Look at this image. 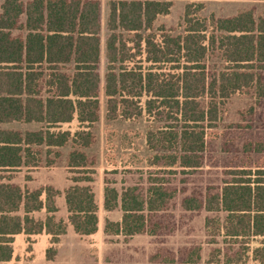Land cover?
<instances>
[{
    "label": "trees",
    "instance_id": "obj_1",
    "mask_svg": "<svg viewBox=\"0 0 264 264\" xmlns=\"http://www.w3.org/2000/svg\"><path fill=\"white\" fill-rule=\"evenodd\" d=\"M170 7L168 0H110L106 66L101 75L97 1H2L0 123L37 122L41 127L24 132L0 129V171L37 166L41 148H60L69 142L74 148L67 157L70 185L62 192L66 221L54 215L55 198L61 192L0 183L1 263L12 257L15 234L29 237L45 232L56 241L68 225L79 235L97 231L99 208L90 186L94 172L82 148L93 141L89 127L98 120L101 97L109 121L143 115L163 121L145 135L151 151L147 167L156 168L148 186L131 185L121 191L103 187L102 208L122 212L120 221H105L106 234L129 237L174 231L171 203L185 188L168 184L165 175L177 170L191 173L204 161L214 160L207 154L209 142L220 138L228 178L205 191L192 187L181 198V207L225 212L224 219L215 223L227 238H264V133L246 122L233 130L216 128L219 106L232 95L252 89L255 107L264 102V17L255 18L245 10L230 17L205 18L200 14L204 4L190 2L181 30L157 36L154 22ZM142 54L147 67L129 64ZM211 54L220 57L222 67L209 73L206 61ZM74 119L78 122L74 131L61 128ZM115 137L119 149L130 153L132 165L143 162L139 143L143 134L123 131L115 136L107 133L109 165L117 163L111 152ZM48 252L51 259L54 251ZM252 253L264 264V244ZM152 258L158 260L155 264H197L200 250L159 249ZM207 264L219 263L208 260Z\"/></svg>",
    "mask_w": 264,
    "mask_h": 264
},
{
    "label": "rangeland",
    "instance_id": "obj_2",
    "mask_svg": "<svg viewBox=\"0 0 264 264\" xmlns=\"http://www.w3.org/2000/svg\"><path fill=\"white\" fill-rule=\"evenodd\" d=\"M3 0H0V5ZM28 2L29 0H21ZM99 3L100 9V54L101 61L99 72L105 73L106 60L105 40L109 35L107 29V17L110 0H95ZM171 7L167 14L160 15L154 22L153 31L157 36L162 32L177 34L181 30V22L185 6L190 2H202L204 4L200 14L205 18H225L235 15L240 11L250 10L255 18L264 17V0H168ZM20 33V32H18ZM127 37V36H126ZM131 45V43H129ZM209 73L222 67L220 57L216 54L208 56L207 61ZM130 65H142L147 67L145 55L133 58ZM253 90L236 93L225 99L220 104L219 120L216 122L217 131H223L237 125L238 123H252V126L260 129L264 133V102L255 107ZM163 124V121L156 122L146 115L132 120L109 121L105 116V106L101 97L98 120L93 123L89 130L92 133L93 141L88 146L82 148L86 154L91 169L94 172L93 181L90 183L94 193L101 196L103 187L109 185L121 191L123 187L131 185H141L146 188L149 183L151 172L156 168L147 167V157L151 151L145 146L146 133ZM78 122L74 119L71 123L63 124L62 129L74 131ZM41 123L37 122H12L0 124V128L18 129L21 131L37 130ZM123 131L139 132L143 134L140 143V156L143 162L137 166L132 165V158L129 152L119 149V138L115 137L112 145H116L111 151L117 161L116 165L107 163V133L119 135ZM114 139V138H113ZM211 150L207 154L215 158L204 163L191 173L183 174L181 170L175 173L166 174L168 184L178 189L185 188V192H178V195L171 203L170 210L174 213V220L177 228L169 234L149 235L136 234L132 236L109 235L104 232L106 220H120L122 212L119 209L105 211L102 206L98 212L101 219L103 231L99 235L95 232L92 235H79L71 230L66 231L53 241L49 238H41L36 235H17L15 244L16 255L8 264H155L158 263L152 256L159 250L177 251L184 247H197L200 250V260L197 264H207L208 260H213L219 264H261L253 259V249L264 244V238L256 237L247 241L245 239H230L225 237L220 228H216L215 220L221 222L226 216L225 212H209L205 209L186 211L181 207V198L188 193L192 187L205 191L207 186L222 185L228 178L225 175L226 165L225 153L221 151V139H214L209 142ZM74 146L67 143L60 148H41L40 162L35 167H21L11 173L12 181L22 187L39 189L51 187L57 192H62L69 185L70 172L67 166V157ZM180 191V190H179ZM63 201H64V197ZM58 210L57 218L65 219L62 200L56 199ZM99 210V209H98ZM207 220L210 222L207 223ZM213 220V221H211ZM215 225V228L212 227ZM43 234V233H41ZM44 237V236H42ZM35 243H39L34 250ZM47 245L46 249L43 245ZM53 250L54 254L49 259L48 250ZM45 250V251H44ZM41 252L45 254L46 260L41 257ZM231 261V262H230Z\"/></svg>",
    "mask_w": 264,
    "mask_h": 264
},
{
    "label": "crops",
    "instance_id": "obj_3",
    "mask_svg": "<svg viewBox=\"0 0 264 264\" xmlns=\"http://www.w3.org/2000/svg\"><path fill=\"white\" fill-rule=\"evenodd\" d=\"M10 123H12V122H10ZM0 124H8V123H0ZM0 129H4V130H18V129H10V128H0ZM18 131H21V130H18ZM27 131V130H26ZM21 132H23V131H21ZM23 167H25V166H23ZM19 170V169H18ZM15 171H17V170H15ZM15 171H12V172H10V173H6V172H1L0 171V183L1 182H7V181H9V182H12V183H14L13 181H12V178H11V176H10V178L8 179V174L9 175H11V173H13V172H15ZM16 184V183H15ZM17 185H19V184H17ZM69 185H70V180H69ZM68 185V186H69ZM20 186V185H19ZM67 186V187H68ZM22 187V186H21ZM66 187V188H67ZM22 188H25V187H22ZM65 188V189H66ZM27 189H29V190H32V189H30V188H27ZM64 189V190H65ZM63 190V191H64ZM62 191V192H63ZM62 192H61V194H59V195H57L56 196V198H55V203H56V199L57 198H60L61 200H62V206H63V210H64V214H65V219H63V221H66V219H67V215H68V213H67V210H66V207H65V201H63V198L62 197H64L63 195H62ZM95 199H96V202H97V204H98V208H99V210H98V212L100 211V207L102 206V194H101V196H98V194H96L95 193ZM56 207H57V210H58V205H57V203H56ZM56 213H57V211L55 212V218L56 219H58V220H60L59 218H57V216H56ZM41 215H44V213L42 212V214ZM121 219V218H120ZM62 220V219H61ZM112 221V220H111ZM117 221H120V220H117ZM68 230H71L72 232H74L73 231V229H72V227L70 226V225H68L67 226V230L66 231H68ZM102 231H103V226H101V219L99 218V215H98V228H97V232L95 233L96 235H99L100 233H102ZM43 234H37L40 238H41V241L43 240V238H49V235H47V233H45V232H42ZM75 233V232H74ZM17 235H21V236H24V235H26V234H24V233H18V234H15L14 236H13V242H12V248H13V254H12V257H11V259L13 258V256H15L16 254V249H15V244H16V240H17ZM36 235V234H35ZM92 235V234H91ZM27 236V235H26ZM31 236V235H30ZM42 236H44V237H42ZM61 236V235H60ZM51 238H52V236H51ZM42 243H43V241H42ZM38 244L39 243H35V245H34V250H35V248L38 246ZM44 244V243H43ZM42 244V245H43ZM44 247H45V245H43V248H42V250L41 251H43V249H44ZM46 247H47V245H46ZM46 247H45V249H46ZM45 251V250H44ZM15 254V255H14ZM41 257L43 258V259H45L46 260V257H45V254H44V257H43V254H42V252H41ZM11 259L9 260V261H7V262H5V263H1L0 262V264H8L10 261H11ZM13 260H14V258H13ZM33 262H34V260L33 261H31L29 264H33ZM50 262V264H51V261H49Z\"/></svg>",
    "mask_w": 264,
    "mask_h": 264
}]
</instances>
